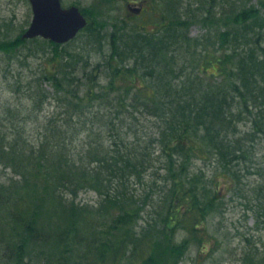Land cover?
Listing matches in <instances>:
<instances>
[{
    "label": "trees",
    "instance_id": "16d2710c",
    "mask_svg": "<svg viewBox=\"0 0 264 264\" xmlns=\"http://www.w3.org/2000/svg\"><path fill=\"white\" fill-rule=\"evenodd\" d=\"M214 1L218 13L213 0H198L189 4V16L176 10L170 19L164 16L162 28L134 25L123 35L113 32L109 81L102 86L91 59L66 47L72 40L26 39L23 32L0 40V61L8 58L9 66L22 62L25 48L32 56L42 52L29 42L52 47L39 71H19L8 85L19 93L25 87L31 112L47 102L56 111L39 125L34 140L16 126L11 135L0 136V159L16 171L9 186L0 182L2 259L25 264V234L37 240L40 220L60 216L66 225L49 235L67 247L58 258L47 254L42 264H70L67 254L80 248L85 233L96 241L89 264H147L159 232L183 226L194 234L216 212L219 196L197 170L198 161L216 165L210 182L222 173L241 186L248 174L259 175L256 190L264 206V162L255 147L264 134V40L255 28L260 10L235 11L229 0ZM216 15L228 29L219 31L220 45L210 49V33L192 38L189 19L208 25ZM104 25L90 20L82 31L101 43ZM98 63L102 70L104 62ZM24 105L17 106L18 113ZM243 121L248 130L241 128ZM81 191L99 194L97 212L75 202ZM147 205L150 218L140 225ZM166 239L163 249L172 257L178 252L175 237Z\"/></svg>",
    "mask_w": 264,
    "mask_h": 264
},
{
    "label": "rangeland",
    "instance_id": "374dc122",
    "mask_svg": "<svg viewBox=\"0 0 264 264\" xmlns=\"http://www.w3.org/2000/svg\"><path fill=\"white\" fill-rule=\"evenodd\" d=\"M129 1L131 0H62L63 5L66 7L76 4L86 9L89 14L84 13L89 20L105 24L103 27L104 38L101 43L90 41L87 31H82L78 34V37H75L66 46L68 49L80 52L82 56L91 59L90 69L94 74L100 75L99 81L101 83L98 84L101 86L109 81L106 77L110 74L107 60L112 51L113 32L120 31L123 35L124 32L132 29L134 25L136 26L138 22L149 19V16L150 20L148 22H152V24L148 23L147 25L150 26L145 27V29L152 31L162 28L164 16L170 19L172 17L171 12H175V10L176 13L181 14L183 12V15L189 16L192 10L190 5L192 6L193 3V6H196L195 2L198 0H137L144 2L151 11V13L147 11L145 15L139 17L128 10L127 3ZM171 2H173V5ZM213 3V11L218 13L219 5L217 7L214 0ZM227 3L229 8H233L235 11L252 6L259 8L260 15L255 22V28L257 34H261L264 40V0H229ZM219 16L216 15L212 20V24L208 23V25H205L202 18L190 17L188 29L190 36L199 38L209 32L210 49L218 48L220 45L218 40L219 31H227L228 29ZM32 17L33 10L29 0H0V40H11L21 35L30 25ZM34 43L29 42L27 45L34 48V51L40 50L42 52L37 53V55L34 54L35 56L29 55L31 51L25 48L27 46L25 45L26 50L21 54L22 62L14 61L13 65L9 66L8 58L2 57L4 61H0V136L11 135L15 132L16 126L19 130H26L25 135L34 140L38 137L39 125L47 120V116L56 112L54 105L49 102L45 103L39 110L31 112L30 107L25 103L27 100L22 94L25 87L19 93L11 91L15 90L14 86L16 88V85H8L9 82L14 81V77L18 76L17 72L19 71L23 75L28 73L32 75L39 71V64L45 60L47 54H50L52 49L50 45L42 43V40ZM262 46H264V42ZM100 47L102 48L100 49ZM171 47L174 49V45H171ZM171 53L169 52L168 56ZM100 61L104 62L102 70H100V65L98 66ZM221 78H223V75ZM214 80H219V77L214 78ZM46 87L50 92L53 91L49 84H46ZM229 91L230 89L227 88V92ZM21 105H24L23 111L18 113L17 106ZM245 121L241 123V128L248 130L250 122L247 120L248 125H246ZM257 140L255 147L258 151V159L264 162V134H260ZM6 162L4 159H0V182L7 187L10 185L11 178L16 171L12 164L8 165ZM196 168L197 170L202 169L206 173L205 180L209 184V188L211 185L213 191H216L217 196H219L215 214H210L205 222L195 230L194 234L189 233V230L183 226H177L162 233L159 232L157 236L160 240L156 253L147 264H264V206L261 205L256 190V186L260 182L259 175L248 174L242 180L243 185L238 186L229 182L228 177L222 173H217V176L210 182L208 177H211L216 171L215 164L198 161ZM72 198L74 196H68L65 199L66 204L70 205ZM100 198L99 194L94 191H81L76 196L75 202L87 206L88 211L97 212L100 206ZM151 210L147 205L144 209V215H142L143 219L139 221L140 225L150 218L149 213ZM101 221L105 222L104 219H101ZM61 224L65 226L66 220L60 216L53 217L47 222L42 219L40 220L39 229H37V240H32L30 234H25L24 240L29 243L26 247L27 251H24L26 253L25 264H42L43 258L47 254L50 256L54 253L56 258L61 256L60 251L67 247L66 241L58 246L50 236L55 232L57 225L61 226ZM86 234L83 241L79 243L80 248H78V245L76 248L74 246L70 254H67V257L70 256V264H81V262L89 264L88 252H93L96 241H93L94 239L89 233ZM168 235L171 240L172 238L174 240L175 237L173 243L177 248L173 247L178 251L172 257L169 255L170 251L163 249V246L166 247L165 241H167L166 236ZM82 236L83 234L76 241ZM44 237L45 239H43ZM3 258L0 257V264L8 263V258L6 256H3Z\"/></svg>",
    "mask_w": 264,
    "mask_h": 264
},
{
    "label": "water",
    "instance_id": "95a60500",
    "mask_svg": "<svg viewBox=\"0 0 264 264\" xmlns=\"http://www.w3.org/2000/svg\"><path fill=\"white\" fill-rule=\"evenodd\" d=\"M33 17L22 38L43 37L55 43L72 40L88 19L77 5L64 7L62 0H30Z\"/></svg>",
    "mask_w": 264,
    "mask_h": 264
},
{
    "label": "flooded vegetation",
    "instance_id": "af4514ba",
    "mask_svg": "<svg viewBox=\"0 0 264 264\" xmlns=\"http://www.w3.org/2000/svg\"><path fill=\"white\" fill-rule=\"evenodd\" d=\"M127 8L128 10L134 14L135 16L139 17V16H142V15H145L146 12L148 11L149 13H151V11L149 10V8L145 5L144 2H139L137 0H131L127 3ZM150 20V16H149V19H146L142 22H138L136 25L142 27V28H145L147 26H150V25H147L148 23H151L152 22H148ZM156 21V20H155Z\"/></svg>",
    "mask_w": 264,
    "mask_h": 264
}]
</instances>
